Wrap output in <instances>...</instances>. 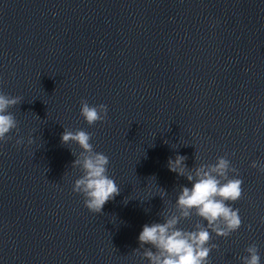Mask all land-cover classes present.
Here are the masks:
<instances>
[{
    "label": "water",
    "instance_id": "water-1",
    "mask_svg": "<svg viewBox=\"0 0 264 264\" xmlns=\"http://www.w3.org/2000/svg\"><path fill=\"white\" fill-rule=\"evenodd\" d=\"M0 92L20 98L0 142V264H148L142 226L191 187L166 166L176 155L189 170L225 157L243 181L241 226L212 234L209 264H241L252 244L264 264V172L250 166L264 164V0H0ZM82 100L107 118L89 126ZM65 129L109 158L119 195L101 213L72 191Z\"/></svg>",
    "mask_w": 264,
    "mask_h": 264
},
{
    "label": "clouds",
    "instance_id": "clouds-1",
    "mask_svg": "<svg viewBox=\"0 0 264 264\" xmlns=\"http://www.w3.org/2000/svg\"><path fill=\"white\" fill-rule=\"evenodd\" d=\"M20 102L19 97H10L0 92V142L17 128V121L8 111ZM80 116L89 125L103 122L107 118V106L80 103ZM91 134L84 130L75 132L65 129L60 141L62 144H75L80 149L72 167L79 169L80 175L73 181L72 191L83 197L84 206L92 213H101L104 205L119 195L117 183L108 174L109 158L93 150ZM24 143L17 139L16 144ZM27 143L31 145L30 136ZM167 143V141H165ZM186 157L176 155L167 160L170 172L183 176L191 187L181 186L174 202V211L161 213L162 222L144 224L137 236L139 249L148 264H209L210 251L216 248L209 243L212 234L228 237L241 226L239 209L232 207V202L242 195V179L230 166L225 157L217 158L214 164H201L194 170L185 165ZM264 172V164L253 161L250 165ZM229 173H233L230 178ZM158 194L163 199L167 193L159 188ZM195 216L199 218L192 230L178 227L182 220ZM264 223V217H261ZM148 245V247H145ZM247 255L240 258L241 264H260L257 246L252 244L245 249Z\"/></svg>",
    "mask_w": 264,
    "mask_h": 264
}]
</instances>
